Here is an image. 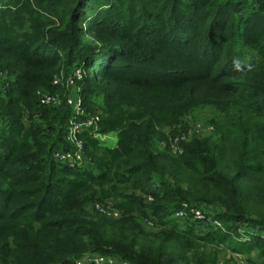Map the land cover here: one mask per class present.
<instances>
[{
    "label": "trees",
    "instance_id": "1",
    "mask_svg": "<svg viewBox=\"0 0 264 264\" xmlns=\"http://www.w3.org/2000/svg\"><path fill=\"white\" fill-rule=\"evenodd\" d=\"M76 69L83 116L64 98ZM0 71V264H217L224 249L264 264V0H0ZM155 90L165 116L207 110L214 130L172 154ZM98 110L116 146L87 130L91 164L56 163L69 122ZM109 199L119 218L99 212ZM184 203L221 228L176 219Z\"/></svg>",
    "mask_w": 264,
    "mask_h": 264
},
{
    "label": "rangeland",
    "instance_id": "2",
    "mask_svg": "<svg viewBox=\"0 0 264 264\" xmlns=\"http://www.w3.org/2000/svg\"><path fill=\"white\" fill-rule=\"evenodd\" d=\"M76 70H79V69H76ZM79 71L81 73V70H79ZM62 84L65 85V83H62ZM62 87H64V86H62ZM65 90H66V95L64 98H67L70 95L73 98L80 96V98L78 100L80 102L81 107L83 106V102L81 99V94H80L79 88L75 85V83H74V85H71L69 87H66V85H65ZM151 91H154V89ZM162 95H164V92L162 90H155L154 93L150 92L148 95H146V98H145V101H148L149 103L153 102L154 107L158 108L157 112L155 113L156 120H154V138L156 140H159V142L162 141L160 143L171 145L176 140L186 139L188 137H193V136H196L199 139H204L211 134L212 130H214V127L211 125L212 114L207 110H205V111L204 110H197L196 112L192 113L188 119L184 120L183 123L176 122V121L174 122L173 119L165 116V114H164L165 112L163 110L165 107L163 106L162 100L160 98V97H162ZM54 96H55V98H54V101L51 100L52 101L51 105H53V107H59V105L62 104L63 99H61L58 95L57 96L54 95ZM96 101H98V100H95V102ZM67 107L71 108L73 113L76 112V109H74L71 105H67ZM135 109L137 110L136 107H135ZM140 111H142V110H140ZM83 115H84V112H83ZM83 115H81V116H83ZM89 116L97 117L99 119L97 126H96V131L95 130L90 131L91 132L90 137L92 139H95L99 143V145H101L103 148L107 147V148L112 149L113 147H115L117 140H118V130L116 129L115 131H111V132L108 131L104 134L100 133L99 131L101 129H100L99 123H100L101 118H102V121H107L108 119L105 118V115H102L100 110H98L94 114L93 113L87 114L85 120ZM104 128L107 131L108 127L106 126ZM104 128H102V129H104ZM84 131L85 130L79 132V134L74 136L73 141L75 140V143H77L76 145L81 146L83 153H84V156L86 158L87 166H88L91 164L90 159H92V158L91 157L89 158L87 156V154H85L84 143L88 142L89 140L86 139V136L79 138L81 136V134L84 133ZM67 135H68V132H67ZM67 135L65 136V141H66L67 145L69 146L68 151H73L75 149L76 145L74 143V145H75L74 146L73 144H71L67 140ZM62 150H64V149H62ZM107 202H108V204L105 205L104 207H99L100 209H102L104 211H99V212L102 214H103V212H105L106 215L110 216V214H111L112 217L119 218L121 216V214L123 213L124 208L116 206L115 203L110 202V199L107 200ZM113 214L117 215V216H113ZM188 220L192 221L191 219H188ZM242 232L245 233L244 231H242ZM242 240L246 241L249 239H248V237H245ZM105 258L107 259L108 257H105ZM216 259H217V264H225L226 261H230V260L234 261L233 264H246L245 259H247V256L241 255L238 253H231L229 250L224 249V250H220L216 254ZM121 261H123V260H121ZM181 264H185V263H181Z\"/></svg>",
    "mask_w": 264,
    "mask_h": 264
},
{
    "label": "built area",
    "instance_id": "3",
    "mask_svg": "<svg viewBox=\"0 0 264 264\" xmlns=\"http://www.w3.org/2000/svg\"><path fill=\"white\" fill-rule=\"evenodd\" d=\"M81 79V73L79 70H75L71 75L65 78V85L69 87L74 85L75 81ZM11 81L8 74L6 72L0 71V82L4 83L6 87L8 83ZM61 80H55L54 85L60 84ZM55 96L50 94H40V105L48 106L51 105L52 101H54ZM80 96L73 98L71 95L66 98V105H71L74 109H76L75 115L81 116L83 115V109L80 105L79 99ZM52 100V101H51ZM99 119L97 117L89 116L86 120L78 122L76 119H72L69 123L67 140L74 145L75 140L74 136L79 134V132L85 130L96 131V126ZM180 140H176L173 144L167 145L162 143L161 145L164 147H168L169 151L172 154L177 155L182 153V149L179 146ZM77 143H75L76 145ZM74 145V146H75ZM52 159L60 164L70 168H84L87 166L86 158L84 156L83 150L80 145H76L73 151L62 150L61 148H57L52 152ZM113 216H117L114 215ZM176 219H191L193 222L201 223L202 225L211 224L213 228H221V225L217 221H211L207 218V211L195 206H190L184 203L180 210L176 211L174 214ZM109 258V259H108ZM101 257L98 255H88L83 257L80 260L75 261V264H128L126 261H121L114 259L112 257Z\"/></svg>",
    "mask_w": 264,
    "mask_h": 264
}]
</instances>
